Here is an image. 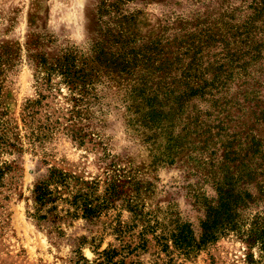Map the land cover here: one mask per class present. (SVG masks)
<instances>
[{
  "label": "rangeland",
  "instance_id": "1",
  "mask_svg": "<svg viewBox=\"0 0 264 264\" xmlns=\"http://www.w3.org/2000/svg\"><path fill=\"white\" fill-rule=\"evenodd\" d=\"M111 246L264 264V0H0V264Z\"/></svg>",
  "mask_w": 264,
  "mask_h": 264
},
{
  "label": "trees",
  "instance_id": "2",
  "mask_svg": "<svg viewBox=\"0 0 264 264\" xmlns=\"http://www.w3.org/2000/svg\"><path fill=\"white\" fill-rule=\"evenodd\" d=\"M69 72L66 73V76L69 75ZM66 181V176L63 174L58 173H52L49 180L47 182L41 183L36 188V199L37 202L42 206L45 204L54 202V198L52 197L53 192L49 189L50 184H53L54 182H62L64 183ZM85 214L88 216H94V210L89 205H85ZM166 248H169L168 245H165ZM138 248H143L139 246ZM138 248L132 249L129 254H133L135 250ZM126 248L118 249L113 246H111L109 249H106L100 258V262L97 264H128L126 263V256L123 255V251Z\"/></svg>",
  "mask_w": 264,
  "mask_h": 264
}]
</instances>
